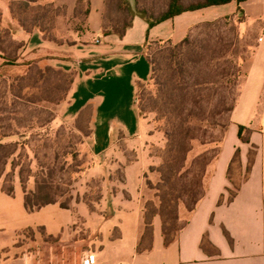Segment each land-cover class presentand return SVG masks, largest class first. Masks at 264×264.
Masks as SVG:
<instances>
[{
    "label": "crops",
    "instance_id": "crops-1",
    "mask_svg": "<svg viewBox=\"0 0 264 264\" xmlns=\"http://www.w3.org/2000/svg\"><path fill=\"white\" fill-rule=\"evenodd\" d=\"M227 5L234 9L238 6L233 1L212 7ZM239 6L246 18L243 25L257 27V42L243 64L244 80L220 153L207 175L205 195L189 214L176 240L165 245L162 220L156 216L152 248L137 251L142 211L131 187L128 188L132 199L116 206L104 205L100 210L83 204L68 208L58 203L45 205L34 212L50 208V220L31 225L9 214L11 196L3 191L0 182V219L3 212L10 218L1 221H5L3 226H8L9 232L0 234V264H37L16 246L18 234L36 226H42L46 236L54 240L51 247L57 254L60 252V263L64 252L70 249L74 264L87 254L92 256V264H264V0H244ZM204 9L184 12L153 27L136 15L124 36L119 37L102 34L104 0H89L85 31L73 45L52 47L41 32L28 34L26 40L31 48L51 47L67 52L62 59H49L73 75L60 114L68 121L87 116L88 137L97 159L108 158L121 138L139 134L138 88L149 81L152 72L146 43L179 42L195 23L211 19L203 16ZM113 114L122 117L117 125L105 120ZM239 126L249 129L248 142L240 140ZM237 150L239 161L232 162ZM125 171L127 180L134 184L142 176L143 168L139 163H131ZM235 181L239 183L236 190L232 183ZM228 189L236 191L232 198ZM18 192L24 207L23 190L16 186L14 195ZM23 211L29 213L25 207ZM3 229L0 226V231ZM49 261L53 264L54 258L46 256L42 264Z\"/></svg>",
    "mask_w": 264,
    "mask_h": 264
},
{
    "label": "rangeland",
    "instance_id": "rangeland-1",
    "mask_svg": "<svg viewBox=\"0 0 264 264\" xmlns=\"http://www.w3.org/2000/svg\"><path fill=\"white\" fill-rule=\"evenodd\" d=\"M85 8L86 0H0V45L8 52L17 54L20 57L19 62H33L28 72L24 67L12 69V74L19 76L13 87L8 86L10 81L0 76V134L14 133L2 140L15 145L17 151L12 157L15 162L21 160L27 164L23 173L27 191L36 188L29 165L32 163L34 168L38 163L42 164L44 178L49 179L53 173L52 193L58 198V204H68L69 207L83 204L93 210H100L104 205L116 206L132 199L128 188L131 187L136 193V202L144 213L148 207L158 202L157 188L166 145L163 101L158 98L155 87L148 82L138 88L136 103L140 115L139 134L131 138H121L108 158L97 159L92 153L88 137L87 116L82 115L76 120L68 121L60 114V105L67 99L72 83L71 75L56 67L54 60L64 58L67 52L51 47L34 49L26 40L29 33L39 31L52 47L73 45L81 39L85 31ZM202 12L204 17L211 18L208 20L224 16H231L235 20L241 16L232 5L209 7ZM222 12L228 13L220 16ZM200 23L191 26L188 33L198 36L200 30L194 26ZM256 28L252 25H240L242 40L255 44ZM155 42L149 45V55L157 65L161 80L167 81L171 77V64ZM193 72L195 77L197 72ZM243 76L242 69V76L230 88L208 95L212 99L203 105V114L209 118L215 117L222 125L227 124L230 120L229 112L219 114L218 110L222 107L218 101L226 98V106L231 104L239 93ZM10 88L12 91H9ZM121 119V116L114 114L105 117L113 125H117ZM208 124L204 129L195 130L193 151L200 153L209 150V157H212L220 149L225 132L221 127L213 128L211 121ZM201 134H205L204 138ZM209 140L214 141L208 143ZM203 141L208 144L201 145ZM131 163H139L143 168L142 176L134 184L126 178L125 170ZM213 163L214 160L207 167L208 174L211 173ZM33 170L37 171L36 168ZM21 178L18 168L14 170L9 164L0 182L3 188L13 185L14 189L17 186L23 190ZM9 205L12 211L8 212L15 220L18 221L21 217L31 225L48 221L52 216L50 208L24 213L19 192L11 196ZM178 209V224H182L188 213L183 204ZM9 214L3 212L0 226L4 229L0 234L9 232L8 226H3L5 221L1 222L3 219L9 220ZM53 241L42 231V226H36L18 234L16 246L34 258L37 264H42L46 256L48 259L50 256L54 258L53 264H74L75 259L70 249L64 252L63 262H59L57 255L61 254H57L55 248L51 247ZM47 263L50 264V261Z\"/></svg>",
    "mask_w": 264,
    "mask_h": 264
},
{
    "label": "trees",
    "instance_id": "trees-1",
    "mask_svg": "<svg viewBox=\"0 0 264 264\" xmlns=\"http://www.w3.org/2000/svg\"><path fill=\"white\" fill-rule=\"evenodd\" d=\"M233 1L238 4L237 11L241 14L239 18L234 20L231 16H224L216 20L204 21L194 26L200 30L198 36L188 33L178 43H173L171 40L155 42L171 64V77L167 81L161 80L157 65L149 55V45L152 42L146 43V53L152 67L148 82L152 83L159 95L158 98L163 101L166 145L163 150V167L160 169L161 179L157 188L158 202L148 207L144 213L142 212V231L137 246L138 252L149 251L152 248L153 220L156 216H160L162 220L164 243L169 245L176 240L188 221L187 217L184 223L178 224L179 205H184L189 216L204 197L206 192L204 179L208 175L207 167L212 160L215 161L218 157L220 149L212 157H209V150L196 153L193 151L194 132L197 128L199 131L200 128L207 127L210 121L213 128L221 127L226 132L230 120L227 124L223 123L222 125L221 122L215 120V117L209 118L203 114L202 107L212 99L207 97L208 95L214 92L218 93L223 89L227 90L240 79L243 63L251 56L255 44L243 41L239 32L240 25L246 21L244 12L239 6L244 0H134L133 3L129 0H104L102 34H115L119 37L124 36L136 15L153 27L184 12L225 5ZM88 12L89 0H86L84 22ZM19 60L20 57L17 54L8 52L4 46L0 45V76L6 78L8 82L10 81L8 85L10 87H13L14 81L19 77L12 74V69L24 67L28 72L33 63L19 62ZM39 70L42 73V70ZM193 71L197 72L195 77ZM70 75V83H72L73 75ZM243 80L244 76L240 83V89ZM9 91H12L11 88ZM16 96L19 97V95ZM237 97L238 95L228 106H226V98H220L218 103L222 108L218 110L219 114L227 111L230 115ZM249 132L248 128L239 126L240 140L248 142ZM12 135L14 133L0 134V179L9 164L14 170L18 168V174L20 178L22 177L21 182L24 184V207L28 212H34L48 204L58 203V198L52 193L53 173L49 179L44 178L42 164L37 163L34 167L37 171H34L33 165L30 163L29 170L34 178L36 188L32 191L26 190L23 173L27 164L22 163L21 160L15 162V159L12 158L17 151L15 145L2 140ZM201 136L204 138L205 134H201ZM213 141L209 140L208 143ZM208 143L203 141L200 144L207 145ZM239 156L237 150L232 162H238ZM232 183L235 190L239 188V183ZM235 190L228 189L230 198L235 195ZM3 191L12 196L14 186L3 188ZM60 206L69 207L68 204L63 203H60Z\"/></svg>",
    "mask_w": 264,
    "mask_h": 264
},
{
    "label": "built area",
    "instance_id": "built-area-1",
    "mask_svg": "<svg viewBox=\"0 0 264 264\" xmlns=\"http://www.w3.org/2000/svg\"><path fill=\"white\" fill-rule=\"evenodd\" d=\"M261 38H259L260 40ZM93 262V258L91 255L87 254V255H84L80 261V263L78 264H92Z\"/></svg>",
    "mask_w": 264,
    "mask_h": 264
}]
</instances>
